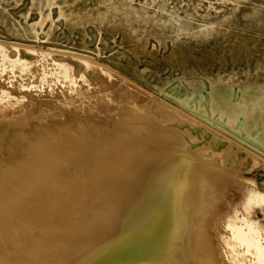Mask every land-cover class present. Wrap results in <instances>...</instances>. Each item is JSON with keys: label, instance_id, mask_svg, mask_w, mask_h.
<instances>
[{"label": "bare ground", "instance_id": "6f19581e", "mask_svg": "<svg viewBox=\"0 0 264 264\" xmlns=\"http://www.w3.org/2000/svg\"><path fill=\"white\" fill-rule=\"evenodd\" d=\"M8 52L0 66L22 67ZM47 70L54 76L29 87L27 78L0 72V264H264V208L258 214L252 206L264 204V193L256 185L240 192L253 178L215 159L208 184L216 193L202 195L209 202L202 210H189L182 179L159 155L165 130L132 121L121 102L111 108L113 81L93 87ZM141 150L163 164L145 168ZM178 160L177 170L195 176L192 156Z\"/></svg>", "mask_w": 264, "mask_h": 264}, {"label": "rangeland", "instance_id": "374dc122", "mask_svg": "<svg viewBox=\"0 0 264 264\" xmlns=\"http://www.w3.org/2000/svg\"><path fill=\"white\" fill-rule=\"evenodd\" d=\"M108 1L0 0V62L9 51L23 65L7 61L1 74L23 76L28 87L53 77L47 69L93 87L113 81L107 86L111 108L121 102L132 121L165 130L159 155L167 154L169 174L182 179L189 210H202L209 203L202 195L216 193L208 184L215 159L253 178L242 195L258 188L264 193V0H127L133 9L119 0L112 9ZM186 153L195 159V176L177 170ZM139 156L145 168L163 164L159 156L149 161L146 150ZM252 206L258 214L264 208Z\"/></svg>", "mask_w": 264, "mask_h": 264}]
</instances>
